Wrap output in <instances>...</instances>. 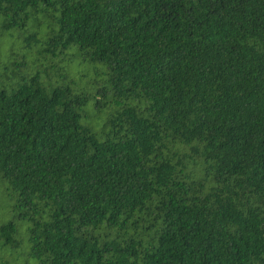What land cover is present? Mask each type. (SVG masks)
Returning a JSON list of instances; mask_svg holds the SVG:
<instances>
[{"label": "trees", "instance_id": "trees-1", "mask_svg": "<svg viewBox=\"0 0 264 264\" xmlns=\"http://www.w3.org/2000/svg\"><path fill=\"white\" fill-rule=\"evenodd\" d=\"M0 264H264V0H0Z\"/></svg>", "mask_w": 264, "mask_h": 264}, {"label": "rangeland", "instance_id": "rangeland-1", "mask_svg": "<svg viewBox=\"0 0 264 264\" xmlns=\"http://www.w3.org/2000/svg\"><path fill=\"white\" fill-rule=\"evenodd\" d=\"M66 66V65H65ZM70 67H72L73 69H75V70H83V71H86V68H84V67H78V68H76V67H73V65H69V66H66V68H68V69H71ZM71 78H73V77H71Z\"/></svg>", "mask_w": 264, "mask_h": 264}]
</instances>
